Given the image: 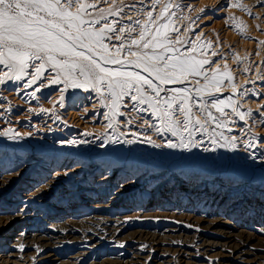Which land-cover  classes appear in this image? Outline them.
Returning <instances> with one entry per match:
<instances>
[{
	"label": "bare ground",
	"instance_id": "obj_1",
	"mask_svg": "<svg viewBox=\"0 0 264 264\" xmlns=\"http://www.w3.org/2000/svg\"><path fill=\"white\" fill-rule=\"evenodd\" d=\"M97 1L99 2V4H101L102 7H105L107 2L110 0H107V2H105V0H97ZM156 1H158V0H140V1L138 0V2L130 8L131 10H128L126 12L127 13V15H126L127 19L126 20L129 21V19H130V21L132 22L133 21L132 18H134V15L136 13H140L141 16L139 18L137 17L138 19L135 17L136 20H134L132 22L134 25V28L140 29L142 26L141 22H143V23L147 22L145 20L147 18H145V17H147L148 12H152L151 10L153 9ZM211 1L212 2L219 1V7H216V8L209 7L208 5H210L209 3ZM174 2H175V0H174ZM134 3H135V0H134ZM167 3H169V2H167ZM180 3H181V1H180ZM171 5H172V3H171ZM262 5H263L262 0H186L184 2V6H183V12H181L180 15H179V13H180L179 12L178 13L179 16L178 15L177 16L179 19H181L182 17L183 18L188 17L189 19H192L194 22H191V23L196 24V27L198 26L200 29V32L199 33L197 32L198 34L196 33V35H194V36H195V38H200L202 35L204 36L205 34L214 33L217 29L221 28L223 25H231V27L234 26L233 30H235V28H237V31L238 30L240 31V29L238 27H236V25L239 24L240 22L238 21L236 25L233 24L234 20H235L234 15L235 14L237 15V12L243 13V10L244 11L245 10H252L254 13L257 12V14H258V12H260L259 14H261V13L264 14V7ZM122 7H123V5H122ZM126 9H127V7H126ZM161 11H162V9H161ZM232 11H235L234 15H233ZM155 14H157V13H155ZM249 14H250V11H249ZM249 14H247V15H249ZM168 15L174 16V15H171L170 12ZM108 17L110 18V16H108ZM112 17H114V15ZM245 17H246V21H247V16H245ZM252 17H253V15H252ZM258 17H259V15H258ZM158 18H157V20H158ZM259 18H261V17H259ZM110 20L112 22L114 21L112 19H110ZM120 20H122V19H120ZM172 20H174V18ZM240 21H241V18H240ZM246 21H244V22H246ZM261 21H263V19ZM155 22H156V20H155ZM166 22H167V19H166ZM173 22H175V20L172 21V23ZM235 22H236V20H235ZM244 22L242 24H244ZM248 22L249 21L246 22V25ZM117 23H118V20H117ZM148 23H149V25L152 24L150 22H148ZM177 23H178V21H177ZM256 23H260V22H256ZM129 24H131V23H129ZM175 24H176V22H175ZM101 25L102 24L96 25V27L99 28ZM113 25H115V24H113ZM121 25H123V23ZM126 25H128V24H126ZM178 25H176V26H178ZM244 25H242V26H244ZM253 25L254 24H252L251 26H253ZM256 25L257 24H255L254 26H256ZM260 25H264V24H262V22H261ZM239 26H241V23L239 24ZM249 26H250V24H249ZM249 26H248V28H249ZM178 27L180 28V25ZM258 27L259 26H257L256 29H258ZM129 28H131V27H129ZM171 28H172V24H171ZM252 28L254 29V27H252ZM263 28H264V26H263ZM176 29H177V27H176ZM181 29H183V28H181ZM256 29H254V31ZM184 30H186V29H184ZM170 31H171V29H170ZM170 31H169V33H171ZM220 31H221V29H220ZM246 31H247V29H246ZM254 31H252V33ZM180 32H181V30H180ZM241 32H243V31L241 30ZM241 32H240V34H241ZM172 33H173V31H172ZM233 33L235 35L237 34L236 32H233ZM243 33L245 35V31ZM249 33H250V30H249ZM252 33L249 36H250L251 41H253V44L256 46L261 41H258V36H254L255 33H253V34ZM220 34H222V33H220ZM127 35H128V33H127ZM182 35H184V34H182ZM109 36H110V34H109ZM176 36H178V35H175V37ZM211 36H214V35L211 34ZM216 36H218V35L216 34L214 36L217 39ZM261 36H264V35H262V33H261ZM137 37H138V35H137ZM182 37H184V36H182ZM190 37H191V35H190ZM205 37H204V39H205ZM218 37L220 38V35ZM223 37L226 38V36H223ZM237 37H238V35H237ZM240 37L242 39L243 35ZM178 38H176V39L174 38V39L177 41ZM187 38L189 39V36ZM229 38H230V36H229ZM259 38H261V37H259ZM174 39H172V40L174 41ZM180 39H182L181 36H180ZM188 39H187V41H188ZM204 39L202 38L200 40V42L203 41ZM221 39H220V41H221ZM262 39H263V37H262ZM116 40L117 39H115V41ZM125 40H126V38H125ZM197 40H196V42H197ZM106 41H108V40H106ZM204 41H206V40H204ZM210 41H214V39H211ZM217 41H219V40L217 39ZM217 41H214V42L218 43ZM229 41H227V42L229 43ZM239 41L241 42L242 40L239 39L238 42ZM232 42H234V41H232ZM116 43L117 42H115V44ZM119 43H120V41H119ZM206 43H207V41H206ZM208 43H209V38H208ZM224 43H225V41H224ZM241 43H243V41ZM186 44H187V42H186ZM189 44H190V42H189ZM210 44H213V43L210 42ZM210 44H208V45H210ZM235 44L236 45L238 44L237 41ZM184 45H185V43H184ZM218 45H220V44L219 43L217 44V49H218V47H220ZM236 45H235V49H237ZM205 46H207V45H205ZM222 46H223V44H222ZM225 46L228 47V45H225ZM258 46H260V45H258ZM191 47H192V44H191ZM202 47H203V45H202ZM207 47H205V48H207ZM211 47H209V49ZM241 47H242V45H241ZM244 47H246V45H244ZM178 48H181V47H178ZM213 48H214V46H213ZM213 48H211V49H213ZM223 48H225V47L223 46ZM201 49L202 48L200 47V49H198V51H201ZM248 50H249V46H248ZM250 50H252V48ZM259 50H261V49H259ZM185 51H187V52H183V53H188L189 49L187 48ZM198 51L196 50V52H198ZM209 51L211 54V50H209ZM228 51L230 52V50H228ZM244 51L246 52V50H244ZM202 52L204 53V51H202ZM205 52H206V50H205ZM214 52L215 51H213V53ZM239 52H240V50H239ZM239 52L237 53L234 51V53L231 54V60L236 62V64H235V62L232 61L233 64L238 66V68H239L238 70H241V73L244 74V76L247 78V84H248L247 85V92H248L249 96H247V99H246L247 100L246 101V103H247L246 108H244L245 106L242 105L243 104V102L241 100L242 98L240 97L241 99H239V97L235 96V93H236L235 90H234L235 93H233L234 95L232 94L233 89L231 90L232 92L226 91V93L223 96L221 94H219L220 97H218L219 98L218 101L224 102V104L222 105L223 111L220 112V118H221V116H223L222 114H224V116L227 115V114H225V112H226L228 106L230 105L229 102L235 101L234 103L236 104L237 103L236 100H239V101L241 100V102H242V104L240 102V106H239V110H238L240 113L245 114L244 112L247 111L246 114L248 116V114L249 115L251 114L250 110L252 111V109H250V107H252V108L254 107V108L258 109L260 114L257 112L259 115L257 116L258 118L257 117L255 118L256 120L252 119V118L249 119V117H250L249 116L248 118H244V120H245L244 121L238 115L235 116V114H234L235 112H234L230 118L228 117L230 119L228 121H230V122L226 121L229 123V125H226V127L224 126L225 127V128L223 127L224 129H221L219 127V129H221V132H222V134L219 133V135L221 134L222 138L224 140L227 139L229 141V143L233 142L232 138L235 137L236 138L234 141L235 145L246 143L247 137H248L247 135H249V136H251L250 134L258 135L259 140H260V145H259L260 148L258 147L259 148L258 151H256L254 156H251V157L256 159V161H258L256 163H261V165H262L261 167L264 169V73H262L264 71L261 70V73H257V71H258L257 67L258 66H257V64L255 66V64L253 62L250 65L248 64V66H246L247 64L245 65L244 62L242 64L240 61L241 55ZM242 52H243V50L241 51V53ZM201 53H199V54H201ZM206 53H205V56H206ZM222 53H224V55H225L226 51H223ZM247 54H248V52H247ZM258 54H259V52H258ZM258 54L256 51L257 56H259ZM229 55H230V53H229ZM226 56H227V54H226ZM263 56L261 55L258 58H261ZM223 58H225V56ZM231 60L229 58V61H231ZM245 60H248V58ZM256 60H257V58H256ZM259 60H262V59H258V61ZM263 60H264V58H263ZM218 61H219V59H218ZM222 61H223V63L225 62V60H222ZM229 61H228V63H229ZM36 63H38V62H36ZM223 63H221V64H223ZM211 64H214V63H211ZM206 66H207V64H206ZM219 66H221V65H219ZM226 66H227V62H226ZM261 66L263 67L264 65H261ZM210 67L212 69V65ZM232 67H233V65H232ZM207 68H206V70H207ZM215 68H218V67L216 66ZM219 69L220 68H218V70ZM202 70L205 71L204 69H202ZM6 71H8V69H6L3 65H0V77H4V73ZM234 71H235V69H234ZM50 72L51 71H49L47 69L43 73V77L39 81H37L35 84H33L32 87L27 86V81H28L30 75L34 74V69H32L31 67L26 69L25 76L20 81H10V80L5 79V83L0 84V133H7V132H9V130H12L13 134H15V133L21 134L20 138H18L17 140H9V139H7L6 136L0 135V143H9V144H15V145H19V146H21V145L28 146L27 145L28 143L31 145H34V144L44 145L46 143L45 144L46 147L49 146V147H54V148H45L44 147L43 148L44 152L46 154L48 153V155L50 154L49 152L54 153L53 155H55V156L58 155L57 156L58 158H62L61 161L63 159H65L66 157L71 159L72 156H69V154H73V153L83 154V158L88 159L89 156L87 153L91 152V151L95 152V150H98V149H101V150H103V152L106 153V154H103L104 156L110 157V158H116L118 160H125L128 153H130V155H146V154H149V157H151L150 159H153V160L154 159H159V160L161 159L162 160L163 159L162 157L165 156L170 160V163L171 162H178L179 160H182L181 161L182 163H195L196 161H198V156L201 155V152L204 153V155H205L206 151H204V148H206V147H204L203 145L207 139V138H205V137H207V136H205V134L208 132L207 127L206 128L204 127V129H199V126L197 125L195 128L192 129L193 139L195 141L202 142V143H200L199 147L193 146L191 151L181 150L178 148L177 149H169L167 147L155 148L151 144L147 143L146 141L148 139H151V140L156 141L157 143H164L170 139L173 143H179V134L173 135L171 131H168L165 129V124L158 118L160 113L153 114L152 109L149 108V106L147 104L138 105V110L136 112H131L130 108L127 107V105L130 103V100L128 97H125L124 102H123V104H121L119 111L126 113L127 115H117L113 119L110 112H109V108L102 106L101 101H100V97L98 96V94L91 91V90L85 91L83 89L69 88L67 91H65L63 93L64 102H63V104H61L60 103L61 93L59 91H57V88H62L63 85H52L48 82V80H45L44 77H49V79H50V76H49ZM224 72H227V71L225 70ZM220 73H222V72H219V73L213 72V74H212L213 76L216 75L217 79L220 80V83L218 85H215V86L221 85V82L223 83L222 80L226 76V73L225 74H220ZM143 74H144V72H143ZM205 74L207 75V71ZM231 74H233V73H231ZM227 75H229V73ZM236 75H237V73H236ZM253 75H255V76H253ZM196 76L194 78H196ZM199 76H201V75H199ZM240 76H242V75H240ZM244 76H243V78H244ZM226 77H228V76H226ZM191 79H192V77H191ZM203 79H205V78H203ZM237 79H239V78H237ZM189 80H190V78H189ZM196 80L198 81V79H196ZM235 80H236V78H235ZM239 80H242V79L240 78ZM186 81H187V79H186ZM206 81H208V80H206ZM229 81L232 82V79ZM243 81H245V80H243ZM154 82L158 83V81H155V80H154ZM189 82L190 81H187V84H191V82L190 83ZM198 82H200V81H198ZM40 83H44L45 87L39 88V90L37 91L36 89ZM193 83L194 84L196 83L195 80ZM201 83H202V81H201ZM229 85H233V84L228 83L227 86H229ZM236 85H238V84L236 83ZM202 86L204 87L206 85H202ZM222 86L224 87V85H222ZM220 87L221 86H219V88ZM241 87H239V88H241ZM171 88H173V87H171ZM188 88H190V87H188ZM200 88H198V89H200ZM213 88H212V90H213ZM224 88L226 90V87H224ZM167 89H168V87H167ZM174 89H177V88L174 87L173 89H170V90L164 92V96H162V95L161 96L162 97H165V96L171 97V96L175 95L176 93L174 91H171ZM193 90H195V88ZM193 90H191V91H193ZM196 90H197V87H196ZM212 90L209 89V91H212ZM215 90L212 91L214 94L216 93ZM236 90H237V88H236ZM34 91H35V96L31 95V93ZM217 91H219V90L217 89ZM223 91H224V89H223ZM237 92H239V91L237 90ZM190 93H189V97L191 98V101L194 103H197L199 98L190 95ZM200 93H203V92H200ZM209 93H211V92H208L207 96ZM218 93H216V94H218ZM240 93H242L241 90H240ZM245 94H243L242 97ZM209 95H212V93ZM238 95L241 96L239 93H238ZM200 97H202V96H200ZM212 97H214V95ZM200 100L202 101V98ZM182 102H183L182 98H178L174 103H175V105H177V107H179ZM160 107L164 108L166 106L162 103L160 105ZM211 108H214V107H211ZM211 108L209 109V110H211L210 113L216 109V108L215 109H211ZM235 108H236V106H235ZM207 109H208V107H207ZM228 110H230V109H228ZM230 111H232V109ZM193 112H194V110H193ZM255 112L256 111H254V113ZM202 113H200V114H202ZM213 116H214V114H213ZM198 117L202 118L200 116H198ZM173 119H175L174 116H173ZM183 119H185V118H183ZM219 119H217L216 124H218ZM129 120H133L134 122L128 123ZM145 120L148 121L147 124L144 123ZM180 120H181V115H180ZM220 120H222V119H220ZM225 120L226 119H224V121ZM110 121L113 123V128L107 127V125L109 124ZM181 121H183V120H181ZM209 121H211V120H209ZM21 122L27 123L28 126L30 123L31 124L33 123V126H32V128L25 129L28 132L23 131L22 128L21 129L19 128V126L22 124ZM215 122H214V125H215ZM219 122L221 124V121H219ZM203 123H205V122H203ZM31 124H30V126H31ZM209 124H211V123H209ZM149 125H155V127H157V128L165 129L163 131V135L157 134L154 131V129L152 127H150ZM207 125H208V123H207ZM212 126H213V124H212ZM216 127H215V129H216ZM205 129H206V131H205ZM30 131H32V132H30ZM145 131L147 132L146 136L143 134ZM180 132H182V134L185 137H187V135H188L187 131H184L183 129H181ZM118 133H124V137H121V139H123V138L133 139V133H136L137 135L135 138L139 142L131 144V145H127V144H123V143H118V144L110 143L108 140V137H111L112 139H116ZM210 134H211V132H210ZM213 134H216V133L213 131ZM211 136H212V134H211ZM209 137H210V135H209ZM45 138H50V140H52V141L59 139V138H62L64 140L59 141V143H57L56 145H53V144L50 145V144H47L48 143L47 140H44ZM215 139H217V138L215 137ZM254 139L256 141V138H254ZM72 140L85 141V143H77L75 145L68 143L69 141H72ZM208 140L210 141L211 139H208ZM220 140H221V138H220ZM49 143H50V141H49ZM221 143H222V141H221ZM222 144L224 145V143H222ZM101 145H103V146H101ZM246 145H247V143H246ZM62 146L69 148V150H67V152H65V153L61 152L59 149ZM40 147H38V148H40ZM214 148L217 149V147H214ZM252 148L254 149L255 147H252ZM57 150H59V151H57ZM237 150H236V152L238 153L239 151H237ZM241 150H243V149H241ZM84 152H86V153H84ZM227 152L230 153L232 151H227ZM234 152H235V150L233 151V153ZM241 152L242 151H240V153ZM244 152H246V151L244 150ZM97 153H99V152H97ZM116 153H123V154L120 155V154H116ZM240 153H238V154H240ZM209 154L212 155L211 152H209ZM216 155H217V157L219 156L221 158L222 154L221 155L216 154ZM225 155H224V157H225ZM230 155H232V154H230ZM201 156H203V155H201ZM230 157H232L233 161L231 160V162H233L234 165L242 166L241 165V164H243L242 160H240L238 157H235V158L233 156H230ZM188 158H190V159L188 160ZM142 159L144 161H148V159H146V158H142ZM105 160H108V159H105ZM220 161H222V160H220ZM216 162H217V160H216ZM104 163L107 165H110V164L113 165V163H114V166L124 167V165L121 166L120 164H115V162H113V161H108V162H104ZM226 164H229V163H226ZM248 164H251V162L247 163V165ZM45 165H47V164H45ZM42 166H44V165H42ZM224 166H226V165H224ZM2 167H4V166H2ZM251 168H252V166H251ZM99 169H102V168H99ZM202 170H204V169H202ZM236 170H238V168H236ZM241 170H244V167H242ZM191 171H192V169H191ZM239 171H240V169H239ZM252 172L258 173L259 171L254 169V170H252ZM45 173H46V171H43V172H41V174H38L37 177L41 178L45 175ZM170 174H171V172H170ZM93 175H94V171L91 170L89 172V176H87V177L91 178V177H93ZM173 175H174V173H173ZM262 175L263 174H261L260 176H262ZM155 176H160V174L156 173ZM119 179L120 178L118 177V180L111 181L110 183L108 182V188L101 190L100 193L95 192L96 190H94V189H97L96 185H94L93 188H90L88 186V187L83 188L82 191L75 192L74 194H72L71 197H69L63 201H60V205L62 206L63 209L67 206L72 207L71 211H68V212H70V214L68 216H63L61 214H51V213L47 214L46 212L49 211L48 209L41 211V209L39 207H33V200H34L33 198H35V197L39 198L41 196V194H43L42 191L45 188L44 182H43L44 185H41L42 182L39 183L41 186L40 185L36 186L38 188L35 191H33L32 193L28 194L26 199H23L22 203L24 205L22 206V208L20 210H18V211L14 210V212H12L14 207H15L13 205L12 210L9 212L2 210L6 214L3 213L2 211H0V214L1 213L4 214V217H2L3 221H0V264H264V246L259 245L258 247H256V246L253 247V245L252 246L249 245V243L252 242L257 237L255 238V236L253 234H250L245 229H244L245 231L241 230L240 228H239L240 230L237 229L238 226L243 225L241 223L242 221H247L248 218H251V219L255 220V222H258V223L260 222L259 223L260 225H258V226L261 227L263 225V227H261V228L257 227L256 232L259 233L261 231H264V221L262 220V218L259 219V216H261V213H264V207H262L258 212H255L254 214L252 213L253 212L252 210H251V212H247V211L243 210L244 207H242V208L236 207L235 208L236 210H233L231 212L221 213V212H219L218 206L216 208L213 207V204L219 200V198L216 196V194L210 193L209 195L201 197L200 199H198V197L195 196L194 200H196V201H194L192 203L191 200H190L191 202H189V199H190L189 195H191L190 194L191 191L189 192V190H187V189L182 190V191H179V189H177V191L180 192V194L177 191H173V190L169 191L168 190V193L166 192V195L170 196V197H167L166 199L161 200L160 196L163 194H159L158 191L162 190L163 188H160V186L155 187L153 180L152 181L150 180V182L147 184V186H143L142 188L139 187L141 189L138 190L137 193H134L131 196L123 197L120 200V198L118 196H114V195H112L111 197L109 196V195H111V193H113V192L116 193L118 191H121L124 187L127 186L125 181L121 182ZM88 180L89 181H87L86 183L89 184L91 179H88ZM5 182H6V179L3 181V183L5 184ZM3 183L0 182L1 185H4ZM127 187H133V186L129 185ZM151 187H152V189H151V191H149V188H151ZM154 187H155V189H154ZM217 187L219 188V186H217ZM4 189L5 188H0V192H4L5 191ZM81 195L83 197H80ZM168 198L171 200L167 201ZM261 199H263L262 195H261ZM55 202H57V201H55ZM87 203H92V205H90L89 207H86L85 204H87ZM54 204L58 205L57 203H54ZM193 204H194V206H193ZM195 204H196V206H195ZM116 205L119 206V209L118 210L116 209V211H112L111 209ZM255 205H257V204L253 203V206H255ZM235 206H239V203L233 204L231 208H234ZM253 206H251V207H253ZM1 207H3V206H0V208ZM231 208H229V209H231ZM238 209H242V210L239 211ZM79 211H82L83 213L81 212V214H78ZM63 214H64V212H63ZM255 217H257V218H255ZM2 218L0 217V220ZM148 219H153V220H148ZM33 221H35V223H34L35 225H36V223H38V225L37 226H35L34 224L31 225L30 223ZM39 222H42V224H39ZM18 230H19V232L15 233Z\"/></svg>",
	"mask_w": 264,
	"mask_h": 264
},
{
	"label": "rangeland",
	"instance_id": "obj_2",
	"mask_svg": "<svg viewBox=\"0 0 264 264\" xmlns=\"http://www.w3.org/2000/svg\"><path fill=\"white\" fill-rule=\"evenodd\" d=\"M119 1V2H118ZM132 1V2H131ZM140 1V0H139ZM169 3H167V2ZM179 1V2H178ZM181 1V3H180ZM186 0H158L155 2V5L153 7V9L151 10L153 13V19L156 20V24H163L166 22V19L167 21L170 19L171 20V24H172V28H171V33H169L168 31V38L169 39H176L178 38V40L182 43H175L173 44V47H181V48H178L180 52H187L185 51L187 48L189 49V54L188 53H185L187 55H193L195 56L197 59H207L210 61V63L206 64L203 66L202 69H204L205 71L202 70V73L203 75L199 76L197 75L196 78H194L195 76H188L187 78V81H190L191 84H187V81L185 80V82L183 84H168V85H165L163 86L166 90H170V89H173L174 87L175 88H179V89H183L186 85L188 87H190L191 90H193L195 88L196 90V87H197V90L198 88H202L203 86L202 85H206L208 86L210 90H215L216 93L218 94H214L212 91H208V92H211L212 95H209L211 93L208 94L207 96V93L208 92H203V93H200L198 94L197 90H193L191 91L190 95L192 96H195L197 98H199V100L202 98V101L198 100L197 103H194L192 102V112L194 110L193 113L196 114V116H200L202 118H199L201 120V122H205V121H208L206 123H204V127L206 128L207 127V132L205 134V138L206 141L204 142V147L211 149L213 147H217V151H208L205 153H202L201 152V155L198 156V161H196L195 163H182L181 161L182 160H179L178 162H171L170 163V160L167 158V157H162L163 159L160 161L159 159H150L151 157H149V154H146V155H130V153L127 154L126 156V159L125 160H118L116 158H110V157H106L104 156L103 154H106L105 152H103V150L101 149H98V150H95V152H88V156L89 158L85 159L83 158V154H69V156H72V158H68L66 157L65 159H63L61 161L62 158H58L57 156L53 155L54 153H51L49 152L50 154L48 155V153L46 154L44 152V147L45 148H54V147H46V143L44 145L40 144V145H31V144H27L28 146L26 145H15V144H9V143H0V182L3 183V181L6 179V182L4 185H1L0 184V188H5L4 192H0V206H3L1 207L0 211H11L12 210V206L14 205V209L12 212L15 211H18L22 208V206L24 205L22 202H23V199H26L27 198V195L32 193L33 191H35L38 187L36 186H39L42 182L41 185H44L43 182L45 183V188L44 190L42 191L43 194H41V196L38 198V197H35L33 198V207H39L42 210H46L48 209L49 211H47L46 213L47 214H61L63 216H68L70 214V212L68 211H71L72 207L71 206H67L65 207L64 209L62 208V206L60 205V201H63L69 197L72 196V194H74L75 192H79V191H82L83 188L85 187H90V188H93L94 185L97 186V189H94L96 190L95 192L97 193H100L101 190H104V189H107L108 188V182L110 183L111 181H116L118 180V177L120 178L119 180L122 182V181H125L126 185L129 186H133V187H124L121 191H118L116 193H111V195H109L110 197L112 195L114 196H118L121 200V198L123 197H126V196H131L133 195L134 193H137L138 190H140L143 186H147V184L150 182V180L152 181L153 180V183L155 185V187L157 186H160V188H163L162 190L158 191L159 194H163L160 196V199H166L167 197H170V196H167L166 195V192L168 193V190H173V191H177V189H179V191H182V190H189L190 194L189 195V202L192 201V203L196 200H194L195 196L198 197V199H200L201 197H204L206 195H209L210 193L211 194H216V196L219 198L218 201H216L214 204H213V207H217L218 206V209H219V212L221 213H225V212H231L233 210H236L235 208L237 207H244L243 210L247 211V212H251V210L253 211L252 213L254 214L255 212H258L262 207H264V169L261 167V163H256L258 161H256V159L252 158L251 156H254L255 152L258 151V149L260 148V140H259V136L258 135H253V134H250L251 136L247 135V145L246 143L244 144H238L236 145L237 147L234 148L235 152L233 153V149H229L228 147H223L222 143H225V140L222 138L221 134V129H224L226 127V125H229L228 120H230L229 118L233 115L234 111H233V107L236 106V109L239 110V106H240V102L243 106H245L244 108H246V99H247V96L248 95V92H247V78L244 76V74L241 73V70H238V66L235 65L236 62L231 60V54L235 52H239L240 50V55H241V63L243 64V62L245 63L246 66H248V64L250 65L252 62L255 64H257V73H261V70L264 71V66L262 67L261 65H264V36H261V33L262 35H264V28L263 26L264 25H260L261 22L262 24H264V14L261 13L259 14L260 12H253L252 10H243V13L241 12H237V15L235 14V11H232L233 15L235 16V20H234V25L237 24V22L239 21L241 23V26H239V24L236 25V27H238L240 29V31L238 32L237 31V28H235V30H233L234 26L231 27V25H223L221 28L217 29L214 33H209V34H205L204 36L202 35L200 38H195L194 35H196V33L200 32V29L199 27L197 26L196 27V24L194 23H191V22H194L192 19H189L188 17H182L181 19L178 18V16L181 14V12H183V6H184V2ZM110 2V3H109ZM138 2V0L136 1L135 0V3H134V0H110L107 2L106 6L105 7H102L101 4H99V2L97 1V7L98 8H104L107 12H111L112 8L115 7V14H112V16L114 15V17H112L111 15H108L110 16V18L108 17V21H110V23L112 22L110 19L114 20L112 22V24H115L113 25L114 27L116 26L117 29H120V28H124V32L122 33V38L123 40H126L125 41H128L130 38H136L137 35H139V28H134V25H133V21L136 20V18L140 17L141 14L140 13H136L134 15V18H132V22L127 19V11L128 10H131L130 8L135 5L136 3ZM158 2V3H157ZM179 4H178V3ZM171 4L173 5L172 8L169 9V11L165 14V18L164 19H159L158 17H160V13H161V9L164 8V5L166 4ZM175 3V4H174ZM218 3V4H217ZM262 3H263V7H264V0H262ZM109 4V5H108ZM112 6H111V5ZM114 4V5H113ZM121 4V5H120ZM132 4V5H131ZM210 5H208L209 7L211 8H216V7H219V1H214V2H210L209 3ZM108 5V6H107ZM123 5V7H122ZM159 5V6H158ZM174 5H179V7H175ZM101 6V7H100ZM158 6V7H157ZM120 7V8H119ZM127 7V9H126ZM163 7V8H162ZM175 7V8H174ZM178 8V9H177ZM173 9V10H172ZM175 9V10H174ZM93 11V9H89V11ZM126 10V11H125ZM172 10V11H171ZM178 10V11H177ZM181 10V11H180ZM122 13H121V12ZM249 11H250V14H249ZM119 12V13H118ZM169 12L171 13V15H174V16H170L168 15ZM180 12V13H179ZM117 13V14H116ZM157 13V14H155ZM179 13V15H178ZM254 13V14H253ZM139 14V15H138ZM242 14V15H241ZM249 14V15H247ZM263 14V15H262ZM117 15V16H116ZM124 17H123V16ZM168 15V16H167ZM178 15V16H177ZM241 15V16H240ZM244 15V16H243ZM253 15V17H252ZM255 15V16H254ZM261 17L259 18L258 17ZM120 16V17H119ZM155 16V17H154ZM238 16V17H237ZM247 16V21H249L246 25V17ZM136 17V18H135ZM170 17V18H169ZM250 17V18H249ZM255 17V18H254ZM263 17V18H262ZM119 18V19H118ZM137 18V19H138ZM147 19H145L147 22L144 23L145 25H147L148 27L151 28L152 31L155 30V26H153V24H150L152 23L151 21L148 20V17H145ZM158 18V20H157ZM169 18V19H168ZM174 18L175 22L172 23V20ZM180 20H178V19ZM186 18V19H185ZM239 20H238V19ZM240 18H241V21H240ZM245 18V19H244ZM249 18V19H248ZM259 18V19H258ZM122 19V20H120ZM185 19V20H184ZM246 21V22H244ZM253 21H252V20ZM263 19V21H261ZM117 20H118V23H117ZM124 20V21H123ZM161 20V21H160ZM178 23H177V21ZM256 22H260V23H256ZM163 21V22H162ZM185 21V22H184ZM128 22V23H127ZM145 22V21H144ZM162 22V23H161ZM181 24H180V23ZM183 22V23H182ZM244 22V24H242ZM253 22V23H252ZM104 21L101 20L100 24H103ZM123 23V25H121ZM131 23V24H129ZM187 25H186V24ZM128 24V25H126ZM180 25V28L178 27ZM252 24H257L256 26H251ZM121 25V26H120ZM127 27H125V26ZM178 25V26H176ZM192 25V26H191ZM244 25V26H242ZM123 26V27H122ZM131 28H129V27ZM175 26V27H174ZM183 26V27H182ZM249 26V28H248ZM258 27V29H256ZM174 27V28H173ZM177 27V29H176ZM190 27V28H189ZM192 27V28H191ZM195 27V28H194ZM227 29H226V28ZM251 27V28H250ZM254 27V29H256L254 31V29L252 28ZM183 28V29H181ZM242 28V29H241ZM127 29V30H126ZM129 29V30H128ZM135 29V30H134ZM186 29V30H184ZM221 29V31H220ZM232 29V30H231ZM247 29V31H246ZM250 30V33H249V30ZM253 29V30H252ZM132 32H131V31ZM134 30V31H133ZM179 30V31H178ZM181 30V32H180ZM231 32H230V31ZM241 30L244 32L245 31V35L243 32H241ZM261 30V31H260ZM173 31V33H172ZM185 31V32H184ZM224 31V32H223ZM228 31V32H227ZM252 31H254L253 33L254 36H258V41H263L262 43L259 42L258 45H254L253 44V41H251L250 39V34L252 33ZM259 31V32H258ZM263 31V32H262ZM126 32V33H125ZM137 32V33H136ZM217 32V33H216ZM227 32V33H226ZM230 32V33H229ZM233 32H236L237 34L235 35ZM243 35L242 39L240 36H242L241 34ZM249 34H248V33ZM128 33V35H127ZM136 33V34H135ZM177 33V34H176ZM179 33V34H178ZM190 33V34H189ZM194 33V34H193ZM197 33V34H198ZM222 33V34H220ZM239 33V34H238ZM252 33V34H253ZM257 33V34H256ZM110 36L113 37V39L111 41H105V43H108L109 44V47L110 49L112 48V45H117L119 46L121 41L120 40H116L115 41V34L113 33H109ZM112 34V35H111ZM133 36H132V35ZM184 34V35H182ZM212 35H220V38L218 36L217 39L219 41H217V39L214 37V36H211ZM226 34V35H225ZM259 34V35H258ZM124 35V36H123ZM175 35H178L175 37ZM189 36V39L187 38ZM191 35V37H190ZM209 35V36H208ZM235 35V36H234ZM238 35V37H237ZM126 36V37H125ZM132 36V37H131ZM170 36V37H169ZM172 36V37H171ZM180 36L182 39H180ZM184 36V37H182ZM206 36V37H205ZM211 36V37H210ZM223 36H226L223 37ZM230 36V38H229ZM245 36V37H244ZM125 37V38H124ZM194 37V38H193ZM205 37V39H204ZM223 37V38H222ZM228 37V38H227ZM240 37V38H239ZM261 37V38H259ZM263 37V39H262ZM115 38V39H114ZM204 39L207 41L208 43V38H209V43L212 42L213 44H210L208 45L206 43V41H201V39ZM222 38V39H221ZM225 38V39H224ZM238 38V39H237ZM244 38V39H243ZM248 38V39H247ZM171 39V41H173ZM174 39V41H176ZM188 39V41H187ZM193 39V40H192ZM199 41H198V40ZM211 39H214V41H217L220 45V47H218L217 49V44L216 42L214 41H210ZM221 39V41H220ZM227 39V40H226ZM233 39V40H232ZM236 39V40H235ZM242 40L243 43H241L240 41L238 42V40ZM195 40V41H194ZM197 40V42H196ZM230 40V41H229ZM245 40V41H244ZM120 41V43H119ZM192 41V42H191ZM225 41V43H224ZM229 41V43L227 42ZM234 41V42H232ZM237 41V45L235 44ZM247 41V42H246ZM250 41V42H249ZM114 42V43H113ZM115 42H117L115 44ZM187 42V44H186ZM190 42V44H189ZM199 42V43H198ZM203 42V43H202ZM228 44H227V43ZM231 42V43H230ZM249 42V43H248ZM185 43V45H184ZM234 45H233V44ZM191 44L192 46L195 44L197 47V51L198 49H200V47L203 45V47H201V51H198V52H191ZM201 44V45H200ZM225 48H223V46ZM187 45V46H186ZM207 45V46H205ZM225 45H228L225 46ZM235 45L237 47V49H235ZM242 45V47H241ZM244 45H246V47H244ZM185 48H183V47ZM212 46V47H211ZM214 46V48H213ZM248 46H249V50L252 48V50H248ZM251 46V47H250ZM254 46V47H253ZM207 47V48H205ZM209 47L213 48V49H209ZM240 47V48H239ZM244 47V48H243ZM220 48V49H219ZM223 48V49H222ZM232 48V49H231ZM243 48V49H242ZM208 49V50H207ZM222 49V50H221ZM235 49V50H234ZM255 49V50H254ZM258 49V50H257ZM261 49V50H259ZM206 50V52H205ZM211 50V54H210V51ZM230 50V52L228 51ZM237 50V51H236ZM243 50V52L241 53V51ZM246 50V52L244 51ZM204 51V53L202 52ZM209 51V52H208ZM213 51H215L213 53ZM223 51H226V54L224 55V53H222ZM256 51H257V54L259 52V56H263L261 58H258L259 56L256 55ZM202 52V53H201ZM220 52V53H219ZM248 52V54H247ZM201 53V54H199ZM205 53H206V56H205ZM213 53V54H212ZM218 53V54H217ZM230 53V55H229ZM253 53V54H252ZM208 54V55H207ZM244 54V55H243ZM247 54V55H246ZM261 54V55H260ZM225 58H223L222 56ZM246 55V56H245ZM251 55V56H250ZM255 57H254V56ZM200 56V57H199ZM205 56V57H204ZM246 58H245V57ZM253 56V57H252ZM129 58V60H135L136 57L135 56H129L127 57ZM211 58V59H210ZM225 60V62L223 63V61L221 60ZM227 58V59H226ZM229 58L231 61H229ZM248 58V60H245V59ZM257 58V60H256ZM219 59V61H218ZM255 59V60H254ZM258 59H262V60H259ZM217 60V61H216ZM229 63H228V61ZM253 60V61H252ZM221 61V62H220ZM235 62V64H233V62ZM263 61V62H262ZM38 63H40L39 61H37ZM226 62H227V66H226ZM248 62V63H247ZM250 62V63H249ZM258 62V63H257ZM261 62V63H260ZM211 63H214V64H211ZM220 63V64H219ZM223 63V64H221ZM231 63V64H230ZM230 66H229V65ZM212 65V70L211 69V66ZM221 65V66H219ZM223 65V66H222ZM233 65V67H232ZM218 67L220 68L218 70V68H215V67ZM261 66V67H260ZM107 67H110V68H118L119 66H114V65H107ZM208 67V68H207ZM228 67V68H227ZM236 67V68H235ZM207 68V70H206ZM211 69V70H210ZM233 69V70H232ZM235 69V71H234ZM49 71H51V69H48ZM130 70H133V71H142L141 69H130ZM209 70V71H208ZM227 71V72H224V71ZM207 71V75L205 74ZM211 71V72H210ZM231 71V72H230ZM209 72V73H208ZM213 72L215 73H219V72H222L220 74H225L226 73V76H228L227 74L229 73V75L232 77V82L228 80V77L225 76V78L222 80L223 83L221 82V86L219 88V86H215V85H211L209 84V80L206 81L207 79H203L205 78L204 76H207L208 78H212L213 77ZM224 72V73H223ZM233 73V74H231ZM237 73V75H236ZM264 73V72H262ZM209 74V75H208ZM141 75H147V73H144L143 74V71L141 72ZM212 75V76H211ZM235 75V76H234ZM242 75V76H240ZM244 76V78H243ZM255 76V75H253ZM192 77V79H191ZM151 78V77H150ZM190 78V80H189ZM209 78V79H210ZM236 78V80H235ZM237 78H241L242 80H239ZM246 78V79H245ZM196 79H198V82ZM226 79V80H225ZM193 80V81H192ZM195 80V84L193 83ZM228 80V81H227ZM235 80V81H234ZM238 80V81H237ZM245 80V81H243ZM202 81V83H201ZM189 82V83H190ZM240 82V83H239ZM242 82V83H241ZM245 82V83H244ZM193 83V84H192ZM201 85H200V84ZM228 83L230 84H233V85H228ZM236 83L239 85H236ZM244 83V84H243ZM198 84V85H197ZM226 84V85H225ZM243 84V85H242ZM185 85V86H184ZM192 85V86H191ZM197 85V86H196ZM224 85V87H226V90L225 88L222 86ZM186 86V87H187ZM199 86V87H198ZM235 86V87H234ZM242 86V87H241ZM168 87V89H167ZM173 87V88H171ZM185 87V88H186ZM187 87V88H188ZM205 87V86H204ZM217 87V88H216ZM229 87V88H228ZM232 87V88H231ZM241 87V88H239ZM200 88V89H201ZM239 92H237V90ZM217 89L219 91H217ZM224 89V91H223ZM228 89V90H227ZM233 89V90H232ZM243 89V90H242ZM246 89V90H245ZM233 92H232V91ZM236 93H235V91ZM240 90L243 94H245L243 97L240 93ZM245 90V91H244ZM226 91H231L232 94L235 93V96L239 97V99H241L240 101L239 100H236L237 103L235 104L234 102L235 101H230L229 102V106L225 112V115L222 114L223 116H221L220 118V112H218L215 107L214 108H211L212 106V102L213 101H218V97H220L219 94H221L222 96L226 93ZM196 92V93H195ZM195 93V94H194ZM238 93L241 95L239 96ZM198 94V95H197ZM162 96H164V93H161ZM206 97H205V96ZM214 95V97H212ZM218 95V96H217ZM234 95V94H233ZM202 96V97H200ZM246 96V97H245ZM204 97V98H203ZM210 97V98H209ZM241 97V98H240ZM214 98V99H213ZM216 98V99H215ZM205 99V100H204ZM244 99V100H243ZM210 100V101H209ZM202 102V103H201ZM239 102V103H238ZM205 103V104H204ZM210 103V104H209ZM145 105V104H144ZM196 105V106H195ZM201 105H206L208 107L207 111L210 112L211 110H209L210 108L211 109H215L211 112V115L213 116L214 114V119H212L211 121L208 120V117H206V113H202L200 112V108H201ZM174 108L177 107V105H175L174 103ZM231 107V108H230ZM254 108V107H253ZM252 107H250V109H252V111L250 110V115L246 114V112H244V118H248L249 116V119H255L259 114L260 112L258 111V109L254 108L253 109ZM228 109H232V111L228 110ZM254 111H256L254 113ZM199 112V113H198ZM216 112V113H215ZM259 114H258V113ZM202 113V114H200ZM199 114V115H198ZM217 114V115H216ZM231 114V115H230ZM235 116L237 115L236 112L234 113ZM253 114V115H252ZM256 114V115H255ZM239 116V115H238ZM246 116V117H245ZM229 117V118H228ZM240 117V116H239ZM183 114H181V120H184L183 119ZM222 120H220V119ZM226 119L224 121V119ZM258 118V117H257ZM217 119H219V121H221V124L220 122L218 121V124L217 123ZM205 120V121H204ZM214 120V121H213ZM234 120V119H233ZM244 120V119H243ZM256 120V119H255ZM216 121V122H215ZM224 121V122H223ZM228 121V122H226ZM245 121V120H244ZM214 122H215V125H220V126H215L214 125ZM223 122V123H222ZM22 124L19 126V128L23 129V131H27L25 129H29V128H32L33 126V123L28 124L27 123H23L21 122ZM208 123V125H207ZM211 123V124H209ZM15 124V123H14ZM213 124V126H212ZM25 125V126H24ZM222 125V126H221ZM212 126V127H211ZM225 126V127H224ZM214 127V128H213ZM216 127V129H215ZM219 127L221 129H219ZM224 127V128H223ZM213 128V129H212ZM211 129V130H210ZM219 129V130H218ZM216 133V134H213V131ZM217 130V131H216ZM28 132V131H27ZM32 132V131H30ZM212 136H211V134ZM218 132V133H217ZM219 133H221L219 135ZM209 135L211 136L212 139H215V137L217 139L216 140V144H213L212 143V139L209 141L208 139H210ZM221 136V137H220ZM257 136V137H256ZM219 137V138H218ZM253 139H251V138ZM44 138V137H43ZM221 138V140H220ZM256 138V141L255 139ZM223 139V140H222ZM44 140H47L48 143L47 144H50V145H56L57 143H59V141H62L64 139L62 138H59V139H56V140H50V138H45ZM50 141V143H49ZM219 141V142H218ZM222 141V143H221ZM259 141V142H258ZM209 142V143H208ZM206 143V144H205ZM259 143V144H258ZM222 144V145H221ZM258 144V145H257ZM214 145V146H213ZM218 145V146H217ZM242 145V146H241ZM244 145V146H243ZM251 145V146H250ZM255 145V146H254ZM257 145V146H256ZM41 146V147H40ZM213 146V147H212ZM249 146V147H248ZM40 147V148H38ZM211 147V148H210ZM252 147H255L254 149ZM259 147V148H258ZM228 150H227V149ZM252 148V149H251ZM226 149V150H225ZM238 149V150H237ZM243 149V150H241ZM61 152L65 153L67 152V150H69V148H66L65 146H62L60 149H59ZM57 150V151H59ZM237 151H239L238 153H240V151H242L240 154H238ZM244 150L246 152H244ZM227 151H232V152H227ZM252 151V152H251ZM99 152V153H97ZM209 152L212 153V155L209 154ZM217 152V153H216ZM83 153V152H82ZM86 153V152H84ZM215 153V154H214ZM248 153V154H247ZM34 154V155H33ZM116 154H123V153H116ZM221 155V158L217 155ZM226 154V155H225ZM232 154V155H230ZM238 154V155H237ZM252 154V155H251ZM51 155V156H50ZM209 155V156H208ZM225 155V157H224ZM228 155V156H227ZM49 156V157H48ZM208 156V157H207ZM230 156H233L234 158L235 157H238L240 160H242L243 164H241L242 166H238V165H234L233 162H231L232 160V157ZM227 157V158H226ZM247 157V158H246ZM142 158H146L148 159V161H144ZM225 158V159H224ZM230 158V159H229ZM54 159V160H53ZM105 159H108V160H105ZM150 159V160H149ZM190 158H188L189 160ZM222 161H220V160ZM227 159V160H226ZM247 159V160H246ZM250 159V160H249ZM69 160V161H68ZM108 162V161H113L115 162V164H120L121 166L124 165V167H120V166H114V163L113 165L110 164V165H107L105 164L104 162ZM217 160V162H216ZM229 160V161H228ZM246 160V161H245ZM252 160V161H251ZM233 161V160H232ZM90 162V163H89ZM104 164H103V163ZM221 162V163H220ZM231 162V163H230ZM246 162V163H245ZM251 162V164H248ZM53 163V164H52ZM58 163V164H57ZM102 163V164H101ZM211 163V164H210ZM226 163H229V164H226ZM254 163V164H253ZM256 163V164H255ZM40 164V165H39ZM47 164V165H45ZM192 164V165H191ZM236 164V163H235ZM246 164V165H245ZM4 167H2V166ZM44 165V166H42ZM226 165V166H224ZM42 166V167H41ZM139 166V167H138ZM250 166V167H249ZM252 166V168H251ZM255 166V167H254ZM93 167V168H92ZM110 167V168H109ZM127 167V168H126ZM132 167V168H131ZM136 167V168H135ZM189 167V168H188ZM235 167V168H234ZM244 167V170H241V168ZM49 168V169H48ZM99 168H102V169H99ZM236 168H238V170H236ZM257 168V169H256ZM99 169V170H98ZM112 169V170H111ZM133 169V170H132ZM192 169V171H191ZM204 169V170H202ZM240 169V171H239ZM250 169V170H249ZM258 170L259 172L256 173V172H252V170ZM87 170V171H86ZM94 171V175L93 177L89 178L87 176H89V172L90 171ZM43 171H46L45 175L41 178L37 177L38 174H41V172ZM124 171V172H123ZM153 171V172H152ZM186 171V172H185ZM188 171V172H187ZM203 171V172H202ZM262 171V172H261ZM88 172V173H87ZM99 172V173H98ZM167 172V173H166ZM171 172V174H170ZM261 172V173H260ZM121 173V174H120ZM126 173V174H125ZM160 174V176H155V174ZM169 173V174H168ZM174 173V175H173ZM192 173V174H191ZM260 173V174H259ZM88 174V175H87ZM146 174V175H145ZM168 174V175H167ZM181 174V175H180ZM261 174H263L262 176H260ZM126 175V176H125ZM205 175V176H204ZM191 176V177H190ZM129 177V178H128ZM197 177V178H196ZM214 177V178H213ZM88 179H91V181L88 183H86L87 181H89ZM173 179V180H172ZM37 180V181H36ZM198 180V181H197ZM201 182H200V181ZM221 180V181H220ZM35 181V182H34ZM127 181V182H126ZM184 181V182H183ZM190 182V183H189ZM114 183V182H113ZM199 183V184H198ZM204 183V184H203ZM221 184V185H220ZM40 185V186H41ZM168 185V186H167ZM230 185V186H229ZM212 186V187H211ZM219 186V188L217 187ZM141 187V188H139ZM154 187V189H155ZM175 187V188H174ZM195 187V188H194ZM201 187V188H200ZM152 187L149 188V191H151ZM197 189V190H196ZM216 189V190H215ZM247 189V190H246ZM251 189V190H250ZM260 192H259V191ZM194 191V192H193ZM203 191V192H202ZM178 192V191H177ZM252 192V193H251ZM180 194V192H178ZM195 193V194H194ZM221 193V194H220ZM223 194V195H222ZM261 195L263 196V199H261ZM226 196V197H225ZM247 196V197H246ZM260 196V197H259ZM80 197H83L82 195ZM223 198V199H222ZM233 199V200H232ZM171 199L168 198L167 201H170ZM191 200V201H190ZM238 200V201H237ZM57 201V202H55ZM220 201V202H219ZM54 203H57L58 205H55ZM235 203H239V206H235L234 208H231L233 204ZM253 203L257 204L255 206H253ZM3 204V205H2ZM90 205H92V203H87L85 204L86 207H89ZM226 205V206H225ZM57 206V207H56ZM60 206V207H59ZM194 206V204H193ZM196 206V204H195ZM253 206V207H251ZM69 208V209H68ZM205 208V207H204ZM231 208V209H229ZM116 209L118 210L119 209V206H114L111 210L112 211H116ZM59 210V211H58ZM239 211L242 210V209H238ZM2 211V212H3ZM64 212V214H63ZM82 211H79L78 214H81ZM5 213V212H3ZM1 213L0 214V217H4V214ZM66 213V214H65ZM83 213V212H82ZM6 214V213H5ZM257 218V217H255ZM264 221V213H261V216H259V219H261ZM148 220H153V219H148ZM0 221H3V218L0 220ZM252 221V222H251ZM255 220L251 219V218H248L247 221H242L241 223L243 224L242 226H238L237 229L238 230H246L247 232H249L250 234H253L255 236L256 239H254L252 242L249 243V245H253V247H258L259 245H263L264 246V231H261V232H256V228L259 227H263V225L260 227L258 225H260L258 222H255ZM35 221L31 222L30 224H34ZM245 223V224H244ZM39 224H42V222H39ZM167 224V223H166ZM248 224V225H247ZM251 224V225H250ZM35 225V224H34ZM38 223H36L35 226H37ZM255 227V228H254ZM240 228V229H239ZM236 229V230H237ZM249 229V230H248ZM244 230V231H245ZM255 231V232H254ZM18 231H16L15 233H18ZM262 233V234H261ZM259 237V238H258Z\"/></svg>",
	"mask_w": 264,
	"mask_h": 264
},
{
	"label": "snow or ice",
	"instance_id": "obj_3",
	"mask_svg": "<svg viewBox=\"0 0 264 264\" xmlns=\"http://www.w3.org/2000/svg\"><path fill=\"white\" fill-rule=\"evenodd\" d=\"M171 7L173 5L166 4L159 19H164ZM90 8L93 11H89ZM112 14H115V7L107 12L97 7V0H0V65L8 69L4 77H0V84H4L5 79L20 81L25 76L26 69L31 67L34 74L30 75L27 86L32 87L47 69H51L50 79H44L52 85H63L62 88H57L61 93V104L64 102L63 93L69 88L91 90L98 94L102 106L109 108L114 119L117 115H127L119 109L124 98L128 97L130 103L127 107L131 112H136L138 105L147 104L153 114L160 113L158 118L165 124L166 130L173 135L179 134V143H173L170 139L164 143L148 139L147 143L155 148L187 151H191L193 146L199 147L202 142L193 139L192 129L197 125L199 129H204V123L192 112L189 97L191 89L186 87L171 90L176 93L171 97H162L161 93L168 91L164 85L183 84L188 76L203 75L201 70L210 61L206 58L197 59L173 47L174 43L182 42L168 38L170 19L157 25L152 12H148V20L155 26V31L141 22L138 37L125 41L122 38L124 28L117 29L108 21V15ZM101 20L104 23L97 28L96 25ZM109 33L115 34V38L121 41L119 46L112 45L110 49L109 44L105 43L106 40L113 39ZM196 48L193 45L191 51L195 52ZM129 56H135L136 59L129 60ZM37 61L40 63H36ZM107 65L119 67L114 69ZM130 69H141L147 75ZM205 79L211 85L220 83L216 75L210 79L205 76ZM228 79L231 80L232 77L228 75ZM43 87L45 84L40 83L36 90ZM208 91V86L197 90L198 94ZM31 95L35 96V91ZM178 98H182L183 102L174 108V102ZM162 103L166 107L161 108ZM223 104V101H213L211 106L222 112ZM200 111L206 113L209 120L214 119L206 105H201ZM233 111L244 119V114L235 107ZM181 114L185 118L183 121L180 120ZM132 122L134 121H128ZM144 123L147 124L148 121L145 120ZM149 126L157 134L163 135L165 129ZM107 127L113 128V123L110 121ZM181 129L188 132L187 137L180 132ZM143 134L146 136L147 132ZM0 135L9 140H17L21 134H13L9 130ZM136 135L133 133V139H121L124 133H118L116 139L108 137V140L112 144L131 145L139 142ZM235 139L233 137L231 143L225 139L222 146L234 149ZM68 143L75 145L85 141L72 140ZM212 143L215 144L216 140L212 139ZM204 151L214 152L216 149L204 148Z\"/></svg>",
	"mask_w": 264,
	"mask_h": 264
}]
</instances>
